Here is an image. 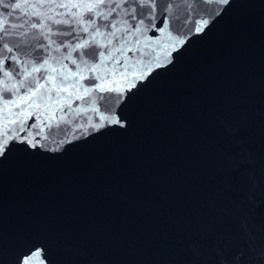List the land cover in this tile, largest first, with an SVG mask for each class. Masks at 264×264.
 <instances>
[{
    "label": "water",
    "instance_id": "obj_1",
    "mask_svg": "<svg viewBox=\"0 0 264 264\" xmlns=\"http://www.w3.org/2000/svg\"><path fill=\"white\" fill-rule=\"evenodd\" d=\"M203 7L204 30L112 105L123 127H89L73 98L67 131L0 159V264H233L264 243V0Z\"/></svg>",
    "mask_w": 264,
    "mask_h": 264
},
{
    "label": "snow or ice",
    "instance_id": "obj_2",
    "mask_svg": "<svg viewBox=\"0 0 264 264\" xmlns=\"http://www.w3.org/2000/svg\"><path fill=\"white\" fill-rule=\"evenodd\" d=\"M183 3L181 16L174 15L180 7L176 0H0V9L7 10L0 11V100L5 110L0 159L16 150L38 149L42 141L67 131L62 126L73 123L66 111H73V98L86 102L74 111L76 117L87 116L89 127H123L125 121L112 105L126 104L138 82L171 62L188 34L204 30L209 21L199 17L208 11L203 5L229 0ZM22 17L23 22H13ZM29 28L35 30L31 36ZM57 36L68 39L57 42ZM85 80L90 83L83 84ZM104 100L109 106L101 111L98 102ZM33 116L36 122L29 125ZM82 127L76 124L72 132ZM42 256L34 250L23 264H44ZM222 264H227V254ZM233 264H264V243L249 235Z\"/></svg>",
    "mask_w": 264,
    "mask_h": 264
}]
</instances>
